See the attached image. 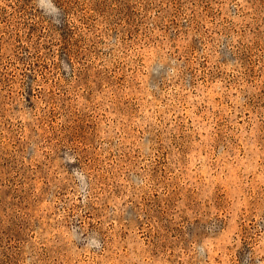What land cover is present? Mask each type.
I'll return each instance as SVG.
<instances>
[{
	"label": "rangeland",
	"instance_id": "rangeland-1",
	"mask_svg": "<svg viewBox=\"0 0 264 264\" xmlns=\"http://www.w3.org/2000/svg\"><path fill=\"white\" fill-rule=\"evenodd\" d=\"M0 264H264V0H0Z\"/></svg>",
	"mask_w": 264,
	"mask_h": 264
}]
</instances>
